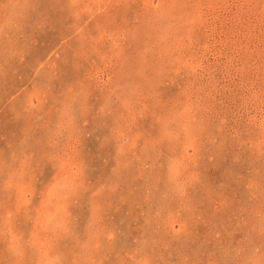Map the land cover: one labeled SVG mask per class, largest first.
<instances>
[{
  "label": "rangeland",
  "instance_id": "1",
  "mask_svg": "<svg viewBox=\"0 0 264 264\" xmlns=\"http://www.w3.org/2000/svg\"><path fill=\"white\" fill-rule=\"evenodd\" d=\"M0 264H264V0H0Z\"/></svg>",
  "mask_w": 264,
  "mask_h": 264
}]
</instances>
